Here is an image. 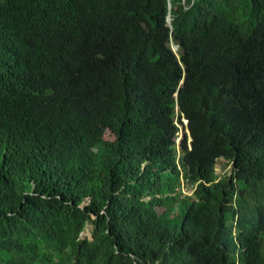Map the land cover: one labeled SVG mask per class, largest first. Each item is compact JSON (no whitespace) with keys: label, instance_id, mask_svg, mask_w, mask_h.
<instances>
[{"label":"trees","instance_id":"16d2710c","mask_svg":"<svg viewBox=\"0 0 264 264\" xmlns=\"http://www.w3.org/2000/svg\"><path fill=\"white\" fill-rule=\"evenodd\" d=\"M0 264H264V0H0Z\"/></svg>","mask_w":264,"mask_h":264},{"label":"rangeland","instance_id":"374dc122","mask_svg":"<svg viewBox=\"0 0 264 264\" xmlns=\"http://www.w3.org/2000/svg\"><path fill=\"white\" fill-rule=\"evenodd\" d=\"M182 123H183L182 125L178 123V125H179V127H180L181 130L179 132V138L177 140V143L181 140L182 135L184 133H188V131L184 127L186 125V122L183 120ZM230 167L231 166L225 160L220 159L217 162L215 172H216V174L218 176L223 177V176H225L226 174L229 173ZM181 182L184 184V181L183 180H181ZM184 192L187 193V194H189V192H190V190L188 189V186H186V185L184 186ZM91 229H92V225L88 224L86 226L85 230L83 231L81 237L82 238H85V237L90 238V236H91L90 235Z\"/></svg>","mask_w":264,"mask_h":264},{"label":"water","instance_id":"95a60500","mask_svg":"<svg viewBox=\"0 0 264 264\" xmlns=\"http://www.w3.org/2000/svg\"><path fill=\"white\" fill-rule=\"evenodd\" d=\"M170 22V19L168 18V23ZM173 50L176 51L177 48L176 47H173Z\"/></svg>","mask_w":264,"mask_h":264},{"label":"built area","instance_id":"2783aa9c","mask_svg":"<svg viewBox=\"0 0 264 264\" xmlns=\"http://www.w3.org/2000/svg\"><path fill=\"white\" fill-rule=\"evenodd\" d=\"M189 195H191V191L189 192Z\"/></svg>","mask_w":264,"mask_h":264}]
</instances>
